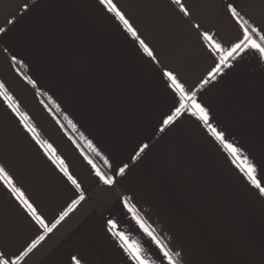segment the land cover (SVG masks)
Listing matches in <instances>:
<instances>
[{
	"label": "crops",
	"instance_id": "0c3cea01",
	"mask_svg": "<svg viewBox=\"0 0 264 264\" xmlns=\"http://www.w3.org/2000/svg\"><path fill=\"white\" fill-rule=\"evenodd\" d=\"M114 2L155 61L99 0H0V27L6 29L0 32V82L81 189L67 181L2 97L0 164L49 224L81 191L84 196L45 234L0 183V250L16 251L44 235L21 264H75L73 257L80 264H129L108 231L112 219L160 264L158 249L123 207L122 197L129 196L181 253L180 264H264V197L194 117L182 116L161 131L173 105L162 70L174 71L187 87L198 86L215 62L201 33L230 47L240 28L227 4L261 26L264 0H182L189 16L174 0ZM242 56L197 95L213 123L264 173V59L255 51ZM143 144L148 147L132 159ZM89 159L116 182L105 184ZM123 164L125 175H116Z\"/></svg>",
	"mask_w": 264,
	"mask_h": 264
},
{
	"label": "snow or ice",
	"instance_id": "6c2138e0",
	"mask_svg": "<svg viewBox=\"0 0 264 264\" xmlns=\"http://www.w3.org/2000/svg\"><path fill=\"white\" fill-rule=\"evenodd\" d=\"M99 3L104 6L107 12L113 14L114 18L120 22L126 32L134 37L139 43L143 52L155 61L156 56L152 48L143 39H141L140 34L137 32L136 28L133 27L130 19L117 6L114 0H99ZM174 3L179 5L181 13L185 16L190 15L189 9L184 5L182 0H174ZM25 7H27V5H25ZM226 11L238 24L240 28V36L231 44L230 47L225 48L208 31L201 33L202 39L206 42L207 49L214 57L215 62L207 72V76L200 81L198 86L187 87L174 71L168 70L167 68L162 70L161 76L165 79L166 87L171 90L173 105L169 114H166L162 119L161 131L164 130V127L172 125L182 116L190 115L191 117H194L197 121L202 123L210 136L215 141L219 142V144L222 145L223 148L230 154L232 164H234L235 167L243 173L246 181L253 188L258 190V195L264 197V173L258 172L257 164L244 153L243 148L228 140L225 132L213 123L209 108L205 106L200 99H198L197 95L198 88H203L210 81L216 80L217 76H219L225 68L231 66L232 60H236L238 57L243 58L242 54L255 51L256 53H259L261 59H264V25L254 26V22L250 23L249 20L244 19L234 3H228ZM8 23L12 24L13 21L9 20ZM196 27L199 28V25H196ZM5 31V28L0 27V32ZM5 51H7V49H5ZM11 59L14 62L17 61V57L15 55H12ZM157 63L159 62L157 61ZM26 79H28L29 84H32L35 87L36 82L34 80L27 77ZM0 97L3 98L5 103H7L8 108H10L12 112L20 118V122L23 124L24 128L32 134L33 139H35L37 144L45 150V153L54 157V162L58 163V167L67 178V181L74 186L75 189L80 190L81 185L77 178L71 174L64 161L58 156H55V149L52 145L47 141L40 139L38 133L36 132V128L31 125L30 118L27 113L20 111L19 104L5 87L3 82H0ZM73 127H75V125H73ZM88 146L92 149V151H97L91 141L88 142ZM147 147V144L138 146V151H136V155L132 157V159L139 157L140 153L144 152ZM97 155H99V152H97ZM88 163L92 165L96 175L105 184L111 186L116 182L114 176H108L102 173L92 160L89 159ZM105 164H108L107 158H105ZM127 168V164L119 166L115 170L116 175H125ZM0 183H3V185L11 191L21 205H23V207L27 210L36 225L44 230L45 234L51 232L56 224H58L60 220H63L64 217L67 216L68 213L84 199L83 192L81 191L79 197L72 200L66 210L60 213L59 219L56 220L55 223L49 224L38 212L37 207H35L25 196L22 189L17 187L13 176L3 164H0ZM131 200L132 198L129 196L122 197L123 207L127 209V213L131 215L139 229L145 234V236L150 238V242L155 245L156 249H158L160 264H164L165 261L167 264H180L181 253L169 247L168 243L165 242L159 234H157L155 228H153L152 225L140 214V211L137 209L136 205L131 202ZM107 225L108 231L117 239L119 247L123 250L129 264H157L156 260L146 257L144 248L137 240L130 239L128 234L124 231L118 230L115 220L109 219L107 221ZM44 238V235H38L30 244H27L16 251H8L6 249L0 250V264H21V262L25 261L28 255ZM72 259L75 261V264H80V260L76 257H73Z\"/></svg>",
	"mask_w": 264,
	"mask_h": 264
}]
</instances>
